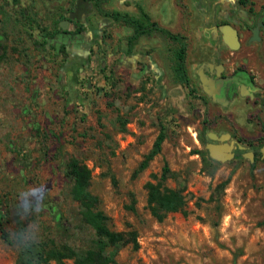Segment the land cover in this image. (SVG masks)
<instances>
[{"label":"rangeland","instance_id":"rangeland-1","mask_svg":"<svg viewBox=\"0 0 264 264\" xmlns=\"http://www.w3.org/2000/svg\"><path fill=\"white\" fill-rule=\"evenodd\" d=\"M176 1L190 29L189 1ZM74 2L67 26L84 27L82 17L92 28L81 34L91 38L85 59L40 37L57 32L56 8L65 0H0V223L13 240L0 237V264H15L19 226L36 240L78 251L90 246L93 233L69 195V157L90 170L88 189L110 229L135 234V248L117 250L118 264H264V174L245 159H212L204 147L219 109L197 75L208 40L188 37L184 85L173 78L176 42L152 33L126 54L130 29L110 17L98 25L105 18L100 9L121 10L119 1L87 2L86 16L73 11ZM134 49L150 64L140 74L144 62L134 65ZM160 126L159 153L136 171ZM164 162L170 174L163 183L183 186L185 213L167 212L158 221L144 184L155 181Z\"/></svg>","mask_w":264,"mask_h":264},{"label":"flooded vegetation","instance_id":"flooded-vegetation-1","mask_svg":"<svg viewBox=\"0 0 264 264\" xmlns=\"http://www.w3.org/2000/svg\"><path fill=\"white\" fill-rule=\"evenodd\" d=\"M58 1L61 3L64 0ZM74 1L73 11L80 9V12L85 14L84 16L88 15L91 11L90 6L86 3L94 4L95 2V0ZM102 1L99 0V3ZM188 1L189 8L187 11H191L192 13V9L195 8L196 10H201V14H203L199 21L196 19L197 24L212 31L210 34L212 38L211 43L203 46L209 56L205 53L207 56H204V59L202 58L197 65L204 75L213 79V89L216 88V83L220 81L218 94H215L218 100L207 94L200 84L203 94L219 107V109L213 111L211 114V132L215 133L217 137L223 134L227 135L226 138L216 140L209 139L206 136V132L207 142L215 144L226 142L230 145L227 153H231L230 158L226 160L236 161L245 159L247 165L250 168L252 167L251 169L254 170L259 166L260 171L264 174V0ZM157 2L158 7L155 10ZM170 3H174L184 18L185 7L179 5L176 0H122V5L127 7L128 10L121 11L117 9L114 11L125 12L135 18L138 24H143L145 21L141 17L139 10L141 9L148 16L149 22H154L157 27L172 32L168 28L160 26L156 20H152L146 11L148 8L160 16L169 15L173 8ZM100 11L105 18H102L98 25L108 19L105 12H110L101 9ZM56 13L61 14V18L57 22V32L50 35L41 34L40 37L44 42L50 41L55 45L64 44L65 50L70 45L76 48L79 47L81 48L79 51L81 54L79 55L81 59H85L89 54L88 52L91 51L89 46L91 38L87 37L85 33L84 36H81V34L82 32H86V28H91L90 23L82 20V17H78V22L84 27L70 29V26H67L70 23V0H65L62 6H57ZM168 19H170V16ZM194 22L195 19L191 17L189 24L192 26ZM225 24L234 29L236 33L237 46L235 48H231L222 41L220 28ZM123 25L130 29L131 32L128 34L130 35L133 28L125 23ZM192 28L190 27V30ZM183 29L187 28L183 26ZM73 30H78V32L75 33L74 31V33H71ZM152 33L163 35L159 31L152 30L148 34L138 36L133 45H136L144 36ZM163 36L166 37L165 35ZM184 41L186 47L185 36ZM124 44L127 47L126 38ZM133 58L134 65L137 62H144L138 74L150 68L148 60L145 59V54L138 53ZM206 87L208 88V86Z\"/></svg>","mask_w":264,"mask_h":264},{"label":"trees","instance_id":"trees-1","mask_svg":"<svg viewBox=\"0 0 264 264\" xmlns=\"http://www.w3.org/2000/svg\"><path fill=\"white\" fill-rule=\"evenodd\" d=\"M99 1L95 0L97 6ZM140 10L143 24H138L137 20L125 12L110 11L105 15L116 21H122L133 28L130 35L126 37V54H129L133 43L138 36L148 34L152 30L159 31L171 41L177 43L174 50V64L172 66L173 78L184 85L188 84V77L185 71V41L184 36L169 32L166 29L157 27L154 22H149L148 16ZM75 30L71 31L74 33ZM78 30L75 31L77 33ZM5 49L0 42V61L4 59ZM165 137L163 128L159 130L152 141L150 149L144 154L138 163L137 170L144 169L148 162L159 153L161 143ZM202 140V138H200ZM66 175L70 180L69 195L76 203L80 221L88 226L93 237L89 247L77 250L68 244L55 243L52 239L36 240L25 236L22 227H18L14 234V241L17 244L15 264H118L115 261L117 250L127 243H132V247L137 246L133 231L121 232L110 229L108 216L100 210L98 197L88 189L90 182V170L76 157H69L65 166ZM170 172L164 162L158 176L153 175L155 181H147L144 184L146 189V205L149 213L158 221L162 220L167 212L185 213L186 196L182 187H167L163 182ZM0 237L6 243L13 240L8 236V232L3 229L0 223Z\"/></svg>","mask_w":264,"mask_h":264},{"label":"crops","instance_id":"crops-1","mask_svg":"<svg viewBox=\"0 0 264 264\" xmlns=\"http://www.w3.org/2000/svg\"><path fill=\"white\" fill-rule=\"evenodd\" d=\"M118 1H119V4L121 5V10L123 8H125V10L128 9L127 7L122 5V0H118ZM170 4H171V6L173 8L171 9V12H170L169 15L166 14L165 16H160V15L154 13L151 9H148V8L146 9V11L150 15L151 19L152 20H156L160 26H164V27L168 28L172 32L179 33V34L185 36L186 43L188 41V37L189 36L196 37L199 40H208L207 43H211L212 38H211L210 34H211L212 31H209L208 28H206V31H204L203 30L204 26H201V25L197 24V20L196 19H198V21H199L200 17L202 18V16H203V14H201V10H199V9L196 10L195 8H193L192 9V13L190 14V16H187V18L185 20V21H188V20H190L191 17L193 19H195V22L192 25V27H194V29L192 28L190 30L188 27H186L187 29H183V24H182L183 21H184V18L182 17L183 14L180 13L177 10V8L175 7L174 3H170ZM155 7H156L155 10H157L158 2H157ZM169 16H170V19H168ZM162 18H163V20H162ZM196 32H198V33H196ZM200 32L201 33L204 32V34H201ZM80 50H81V48H79V47L76 48L73 45L72 46L70 45V51L79 52ZM132 54L133 55L134 54H138L137 50L134 49L132 51Z\"/></svg>","mask_w":264,"mask_h":264},{"label":"water","instance_id":"water-1","mask_svg":"<svg viewBox=\"0 0 264 264\" xmlns=\"http://www.w3.org/2000/svg\"><path fill=\"white\" fill-rule=\"evenodd\" d=\"M62 28H64V26H62ZM220 32H221L222 41L224 43L228 44L231 48H235L237 46L236 33L234 29H232L229 25L225 24L220 28ZM197 74H198L200 84L204 88V91L207 94H209L211 97L218 100L215 94H218V87L220 86V81L216 83V88L213 89L212 88L213 79L204 75V73H202L200 69L197 71ZM206 86H208V88ZM206 136L209 139L221 140L222 138H226L227 135L223 134L217 137L215 133L207 132ZM204 147L206 148L209 157H211L212 159H215L218 161H224L230 158L231 156V153H227L230 149V145L227 144L226 142L220 143V144L206 142L204 144Z\"/></svg>","mask_w":264,"mask_h":264}]
</instances>
